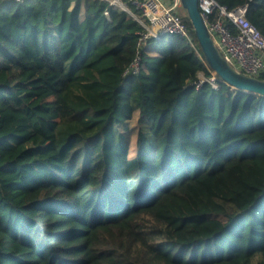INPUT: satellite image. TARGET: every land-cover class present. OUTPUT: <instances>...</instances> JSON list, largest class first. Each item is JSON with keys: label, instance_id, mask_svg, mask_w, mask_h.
I'll use <instances>...</instances> for the list:
<instances>
[{"label": "trees", "instance_id": "obj_1", "mask_svg": "<svg viewBox=\"0 0 264 264\" xmlns=\"http://www.w3.org/2000/svg\"><path fill=\"white\" fill-rule=\"evenodd\" d=\"M215 1L264 37V0ZM187 25L123 75L126 11L0 0V264H264V96L198 85Z\"/></svg>", "mask_w": 264, "mask_h": 264}, {"label": "built area", "instance_id": "obj_2", "mask_svg": "<svg viewBox=\"0 0 264 264\" xmlns=\"http://www.w3.org/2000/svg\"><path fill=\"white\" fill-rule=\"evenodd\" d=\"M101 1L126 11L143 28L137 41L136 55L124 70L123 75L139 73L141 65L139 49L149 37L159 39L166 34H177L189 38L188 18L179 3L160 8L154 4L153 0H129L131 5L140 12V16H136L123 0ZM198 7L214 44L226 62L236 71L258 78L264 72V37L246 19L247 4L228 9L219 5L215 0H198ZM105 14L108 16L107 11ZM214 14L216 19L212 20L211 16ZM227 20L232 24V28L226 24ZM216 76V73L211 70L210 77H202L197 84L207 81L216 87Z\"/></svg>", "mask_w": 264, "mask_h": 264}, {"label": "water", "instance_id": "obj_3", "mask_svg": "<svg viewBox=\"0 0 264 264\" xmlns=\"http://www.w3.org/2000/svg\"><path fill=\"white\" fill-rule=\"evenodd\" d=\"M193 29L199 48L209 68L233 89L264 96V80L236 71L214 44L198 7V0H179Z\"/></svg>", "mask_w": 264, "mask_h": 264}, {"label": "rangeland", "instance_id": "obj_4", "mask_svg": "<svg viewBox=\"0 0 264 264\" xmlns=\"http://www.w3.org/2000/svg\"><path fill=\"white\" fill-rule=\"evenodd\" d=\"M160 1H162V2L165 3V4H166V3L173 4V1H176L177 4H178V3L180 4L179 0H160ZM148 47H150L149 50H148L149 53L151 52V53H155V54H156L157 49H158V48H157V44L154 43V44H152V45H150V46H147L146 48H148ZM202 77H203V76L200 74V75H199V79H202ZM136 123H137V120H133L131 124H132V125H135Z\"/></svg>", "mask_w": 264, "mask_h": 264}, {"label": "bare ground", "instance_id": "obj_5", "mask_svg": "<svg viewBox=\"0 0 264 264\" xmlns=\"http://www.w3.org/2000/svg\"><path fill=\"white\" fill-rule=\"evenodd\" d=\"M154 4H156L157 7H160V8H165V7H170V6H174L177 4L176 1L173 2V4H169V3H163L162 1L160 0H153ZM150 16L153 18V15L150 14Z\"/></svg>", "mask_w": 264, "mask_h": 264}, {"label": "crops", "instance_id": "obj_6", "mask_svg": "<svg viewBox=\"0 0 264 264\" xmlns=\"http://www.w3.org/2000/svg\"><path fill=\"white\" fill-rule=\"evenodd\" d=\"M174 2V1H173Z\"/></svg>", "mask_w": 264, "mask_h": 264}]
</instances>
